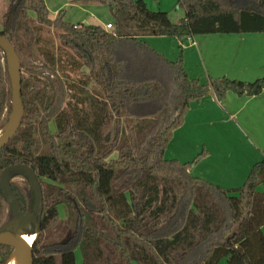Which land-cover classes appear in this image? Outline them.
<instances>
[{
  "label": "trees",
  "instance_id": "obj_1",
  "mask_svg": "<svg viewBox=\"0 0 264 264\" xmlns=\"http://www.w3.org/2000/svg\"><path fill=\"white\" fill-rule=\"evenodd\" d=\"M6 2L0 34L19 58L23 117L0 149V175L22 164L39 181L33 264H75L77 249L81 264H264V153L233 189L191 173L205 149L187 162L164 155L194 102L264 91V76L203 83L183 63L193 36L264 34V0H178L177 23L144 0L76 1L108 5L110 31L63 11L51 17L44 0ZM151 36L178 41L175 61L144 41ZM11 99L0 47V131ZM9 178L21 213L33 214L28 178ZM8 215L0 188V227ZM10 253L0 244V264Z\"/></svg>",
  "mask_w": 264,
  "mask_h": 264
},
{
  "label": "crops",
  "instance_id": "obj_2",
  "mask_svg": "<svg viewBox=\"0 0 264 264\" xmlns=\"http://www.w3.org/2000/svg\"><path fill=\"white\" fill-rule=\"evenodd\" d=\"M103 6L108 9V5ZM101 18L97 20L100 26L110 22ZM254 34L256 35L252 36ZM254 34H238L241 41L238 50L224 53L216 52L212 47V40L208 42L206 37L193 36L188 39L184 44L183 54L188 76L203 83L215 78L213 76L232 77L247 82L264 76V34ZM247 35L250 37L247 38ZM219 37H228L227 41L230 43L232 40L233 43L236 36L230 34ZM160 42L161 40H156L157 46ZM248 47H253V50L242 51V48ZM157 50L159 53L163 51ZM245 133L249 135L248 138ZM187 134L194 136V142L188 140ZM169 149L171 158L181 162L188 161L200 149H205L208 156L191 173L214 185L223 181L233 182L246 176L252 164L264 153V91L249 97L231 92L225 95L223 101H218L212 93L201 101L194 102L185 114L182 125L173 131L167 152ZM167 152L164 153L165 156H168ZM211 158L218 159L219 165H213ZM232 159L240 166L238 171L234 170Z\"/></svg>",
  "mask_w": 264,
  "mask_h": 264
},
{
  "label": "water",
  "instance_id": "obj_3",
  "mask_svg": "<svg viewBox=\"0 0 264 264\" xmlns=\"http://www.w3.org/2000/svg\"><path fill=\"white\" fill-rule=\"evenodd\" d=\"M0 47L5 51L7 58V68L10 76V83L12 86V110L11 114L7 120V124L0 131V149L5 146L12 136L16 133L19 126L21 125V120L23 117V104L21 103L20 97V68H19V58L17 56L16 50L12 46L9 40L0 34ZM16 172H21L28 178L31 189L33 190V195H35V212L33 214H22L18 200L14 196L10 189V175ZM0 188L3 195L7 200L8 207L10 208L11 218L5 222V224L0 227V244L8 246L11 248V253L7 260L16 251H19L23 257L21 264H33V252L32 243L28 244L23 236H36V231L38 229V220L41 216L42 208V195L40 192V185L34 172L26 165L14 164L13 166L6 167L0 175ZM34 226L35 231L32 235L27 234L32 230ZM33 242V241H32Z\"/></svg>",
  "mask_w": 264,
  "mask_h": 264
},
{
  "label": "rangeland",
  "instance_id": "obj_4",
  "mask_svg": "<svg viewBox=\"0 0 264 264\" xmlns=\"http://www.w3.org/2000/svg\"><path fill=\"white\" fill-rule=\"evenodd\" d=\"M6 1L7 0H0V26H1V21H2V15H3V12L6 8V3H7ZM44 1L46 4V7L48 9V12H50L51 17H55L59 11H63L64 12V19L66 21L72 23V24L88 23V24L97 25L98 24L97 20H99L101 18V16H102L101 19L111 21L109 10L107 9V7L103 6L105 4H102V5L101 4L96 5V4H91V3L80 4V3L76 2L78 0H44ZM177 1L178 0H144L146 7L149 10H151L153 12L159 11V10L167 12L172 23L179 22L180 19L184 16V10L177 6ZM230 34H232L233 36H236L235 38H233V39H235V40H233V43H232V40L230 43L227 41L228 37H219V36H229ZM237 35H238L237 33H229V34H214V35L211 34V35L196 36V37H198V38L199 37H206V41H208V42L212 40L213 49L216 52L224 53V52H230V51H237L238 50V48L241 45L240 44L241 41H240L239 36H237ZM248 35H251V34H248ZM248 35H247V38L250 37ZM255 35L256 34H254L252 36H255ZM158 39L161 40V42H160V45L157 46L156 40H158ZM144 41H146V43H148V41H150V44H148V45H152L153 47L155 46L154 47L155 50H157V49L163 50V51H161L163 53H161V52L160 53L165 55V57L170 61H175L174 58L177 57L179 50H180L178 41L175 38L173 39V38H168V37H164V36H156V37L151 36V37H145ZM251 48L250 47L242 48V51L253 50V47H251ZM184 49H185V45H184ZM183 54H184V52H183ZM171 55L174 56V57H171L174 60H172L170 58ZM212 60L214 61L213 57H212ZM215 68H216V65H215ZM213 77L216 78V76H213ZM221 77L227 78L226 76H221ZM230 78H232V77H230ZM230 78L228 77L227 79H230ZM253 79H255V78H252L250 80L252 81ZM237 80H240V79H237ZM245 135L248 138L249 135H247V133H245ZM187 136H188V140L191 143L194 142L195 139H194L193 135L187 134ZM250 138H252V137H250ZM168 146H169V144H168ZM167 147H166L165 153L168 151ZM201 150L202 149H200L197 153H199ZM196 154H195V156H193L188 161H192L196 157ZM167 155L168 156H165L167 159H174V158H171L172 155L170 153V149H169V152H167ZM217 160L218 159H216V158L215 159L211 158V163L213 165L217 166V165H219ZM209 161H210V159H209ZM232 161H233L234 170L238 171L240 169V166L234 162L235 159L234 160L232 159ZM185 162H187V161H185ZM227 170L228 169H226V172H227ZM247 172L248 173H246V174L248 175L250 171H247ZM247 175L244 177H241V178H239L233 182L227 181L226 183H224L225 181H223V182L219 183L218 185L224 189H233V188L240 187L243 184V182L245 181V179L247 178ZM226 176H227V174H226ZM258 189H260V187ZM9 213H10V208L8 207V214ZM64 216H65V214L62 212L61 208H59V217L64 218ZM8 217H9V219L11 218L10 214L8 215ZM201 254H202L201 250H198V252L195 253V256L198 257ZM75 256H76V260H75L76 264H81V254H80L79 249H77L75 251ZM217 264H224V259L220 260Z\"/></svg>",
  "mask_w": 264,
  "mask_h": 264
},
{
  "label": "bare ground",
  "instance_id": "obj_5",
  "mask_svg": "<svg viewBox=\"0 0 264 264\" xmlns=\"http://www.w3.org/2000/svg\"><path fill=\"white\" fill-rule=\"evenodd\" d=\"M35 238V235L29 237V236H23V239L28 243L31 244L33 239ZM23 261V257L19 253V251H16L12 254V256L7 260L5 264H21Z\"/></svg>",
  "mask_w": 264,
  "mask_h": 264
},
{
  "label": "built area",
  "instance_id": "obj_6",
  "mask_svg": "<svg viewBox=\"0 0 264 264\" xmlns=\"http://www.w3.org/2000/svg\"><path fill=\"white\" fill-rule=\"evenodd\" d=\"M103 27H104V29H106V30H108V31L112 30V28H113V26L110 25V23H106V24H104Z\"/></svg>",
  "mask_w": 264,
  "mask_h": 264
}]
</instances>
